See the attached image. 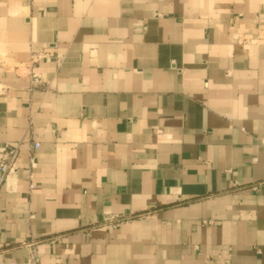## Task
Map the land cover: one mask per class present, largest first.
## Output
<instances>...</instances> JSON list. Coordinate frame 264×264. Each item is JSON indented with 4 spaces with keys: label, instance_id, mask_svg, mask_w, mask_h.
Masks as SVG:
<instances>
[{
    "label": "crops",
    "instance_id": "obj_1",
    "mask_svg": "<svg viewBox=\"0 0 264 264\" xmlns=\"http://www.w3.org/2000/svg\"><path fill=\"white\" fill-rule=\"evenodd\" d=\"M7 142L0 264H264V0H0Z\"/></svg>",
    "mask_w": 264,
    "mask_h": 264
},
{
    "label": "built area",
    "instance_id": "obj_2",
    "mask_svg": "<svg viewBox=\"0 0 264 264\" xmlns=\"http://www.w3.org/2000/svg\"><path fill=\"white\" fill-rule=\"evenodd\" d=\"M26 71V74L28 78L30 79V84L32 86H37L41 84L42 79L40 75L34 71H32V67L30 65H24ZM39 146V143L34 141L30 144V148H37ZM18 150H19V144L17 143H4L0 145V186L3 184L6 176L8 173L16 170V160L18 157ZM29 162L31 166H34L33 158H29ZM30 186L32 184L30 183ZM143 216L142 213H136L129 216H116L106 219L104 222L113 223L122 219H128V218H136ZM14 264V263H12ZM25 264H40L39 259L36 255L35 251H31L28 261Z\"/></svg>",
    "mask_w": 264,
    "mask_h": 264
}]
</instances>
